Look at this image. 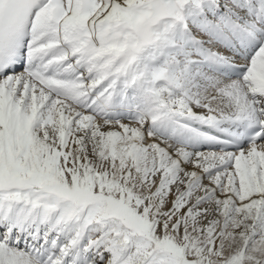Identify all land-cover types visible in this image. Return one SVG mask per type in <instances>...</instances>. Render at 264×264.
Returning a JSON list of instances; mask_svg holds the SVG:
<instances>
[{
  "label": "snow or ice",
  "instance_id": "1",
  "mask_svg": "<svg viewBox=\"0 0 264 264\" xmlns=\"http://www.w3.org/2000/svg\"><path fill=\"white\" fill-rule=\"evenodd\" d=\"M0 264H264V0H0Z\"/></svg>",
  "mask_w": 264,
  "mask_h": 264
},
{
  "label": "bare ground",
  "instance_id": "2",
  "mask_svg": "<svg viewBox=\"0 0 264 264\" xmlns=\"http://www.w3.org/2000/svg\"><path fill=\"white\" fill-rule=\"evenodd\" d=\"M198 148H199V150H206V149L204 148L203 144H200V145L198 146Z\"/></svg>",
  "mask_w": 264,
  "mask_h": 264
}]
</instances>
